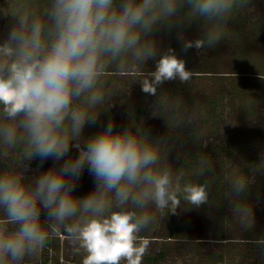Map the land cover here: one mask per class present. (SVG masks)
<instances>
[{
    "label": "clouds",
    "instance_id": "1",
    "mask_svg": "<svg viewBox=\"0 0 264 264\" xmlns=\"http://www.w3.org/2000/svg\"><path fill=\"white\" fill-rule=\"evenodd\" d=\"M250 2L46 0L41 11L14 8L0 42V156L20 149L23 171L0 170V264L38 255L49 229L78 243L82 264H142L149 241L139 233L152 221L149 204L174 213L178 194L195 207L207 202L205 185L181 188L177 179L173 187L159 148L139 129L117 131L109 120L91 136L83 132L99 122L103 78L113 65L128 72L158 56L151 79L141 82L148 95L165 81L186 82L192 73L185 62L171 48L160 53L156 35L175 31L184 50L211 47L221 38L216 25ZM195 22L207 27L205 38L185 41L183 30ZM73 149L78 155L70 157ZM50 159L52 167L26 180L32 161L43 167ZM85 171L94 187L80 197L75 190ZM233 188L243 192L245 180ZM129 204L135 210H126Z\"/></svg>",
    "mask_w": 264,
    "mask_h": 264
},
{
    "label": "rangeland",
    "instance_id": "2",
    "mask_svg": "<svg viewBox=\"0 0 264 264\" xmlns=\"http://www.w3.org/2000/svg\"><path fill=\"white\" fill-rule=\"evenodd\" d=\"M45 3L46 0H0V42L6 38L9 27L14 23L10 13L15 7L23 5L28 9L35 8L37 11H41ZM257 3L250 9H248V5L239 8L240 17L234 15L226 24L216 25L217 30L221 33V38L216 45L218 49L213 47L204 52L203 48L196 49L193 47L192 50L191 48L187 50L183 48L176 51L175 55L185 62L186 69L192 73L186 82H181L179 79L172 80L181 83L177 89L181 95L183 92L191 90L192 94H197L198 98L201 99L204 94H214V92L216 94L221 85L225 84L222 79L226 81L228 78L249 79L264 74V18L262 15L264 5L262 3L264 2L259 0ZM197 23H193L191 27H196L195 30L200 29L201 31L202 27ZM198 32L191 33V36L183 35V39L194 42L195 37L199 39ZM156 39L159 43L160 53L165 52L167 46H182V42L176 38L175 31L171 34L158 33ZM158 58L157 56L156 59ZM156 59L150 60L154 62L151 68L155 69ZM145 63L140 65L139 71H149L150 66ZM209 71L211 74L217 75L210 77ZM118 73L123 72H118L113 65L110 74L103 78L102 87L106 94V102L99 110V122L93 126H85L83 132L85 138L101 131L109 120L116 125L115 130L117 131L125 127L131 128L133 132H136L137 129L141 131L143 125L147 127L149 124L143 118L144 121L141 123L134 121L137 126L128 116H123L122 109H120L121 104L137 107L144 106L147 102L138 99L140 79L131 80L128 76H120L121 74L118 75ZM259 77L264 76L260 75ZM150 97L155 101V97ZM165 100L167 107L164 112H175L174 119L177 122L175 124L170 123L171 126H177L174 128L175 130L178 127L184 128L183 123L185 121H189L191 126L195 128L197 126L202 129L201 133L192 139V142L186 140L188 134L174 131V139L172 140L163 129L156 130L160 133L155 144L160 150V167L170 170L173 187H175L177 179L182 188L185 185V176L192 177L199 174L198 167L200 165H195L193 162L188 163L187 168L189 170L197 169L198 172L194 170L192 175L191 172L187 174L189 170L182 172L177 171L176 168L181 160L188 156L187 151L193 154L194 151L200 150V144H205L211 134L215 138L219 137L220 140H225L218 154L221 160L218 159L215 165L221 168L226 184L211 174L208 175L206 180L209 185L205 186L212 199H210L211 197L208 198L207 202L200 207H195L180 199L179 194L180 203L174 213L167 208L161 211L156 209L154 204H149L145 211L152 216V221L140 232L149 241L147 252L153 256L160 246L169 242V248L167 247L169 258L162 264H233L229 260L230 252L233 251L236 256V254L246 252L248 249L255 251V248L259 247L258 241L264 240V197L259 196L255 190L259 178L264 177V132L259 130L257 132L254 129L259 124V122L256 123V120L260 119L264 123V108L260 106L256 115L247 120H241V110L237 106L238 104L231 103L232 106L224 113V117L218 124H215L211 119L204 120L202 112L199 114L198 111L197 113L194 112L191 103L192 98L188 99V97L183 96L172 98L168 94ZM153 101L151 106H153ZM237 102L239 103V100ZM243 102L247 107L249 100L246 99ZM227 103L224 101V105ZM198 108L202 107L198 106ZM152 118L150 116L149 120ZM232 136H235L233 141H231ZM230 145H235L236 154L227 159L226 149ZM2 151L4 149L0 148V152ZM7 151L6 157L0 156V170L11 168L23 171L20 149ZM76 155L78 153L75 149L69 153L70 157ZM215 157L217 158V155ZM250 157L253 159L250 160ZM54 163L50 159L43 164V167H38L39 161H32L31 170L25 172L26 180L31 181L39 176L42 171L52 167ZM55 166L59 167V163H56ZM221 171L218 175H221ZM238 178H243L246 182L244 192L237 193L233 188V183ZM93 187V180L85 171L78 188L75 190V195L83 197ZM219 191L222 192L221 195ZM125 209L135 210L131 204L126 205ZM113 210L117 209L114 208ZM175 226L191 227L195 232H192L191 239H187L189 238L187 235L185 237L175 235V238L169 239L167 236L171 232L177 234V230H174ZM185 232L188 234L187 230ZM49 233V242L46 247L38 255L26 257L22 264H45L50 257L54 259L52 264H57L58 260L60 264H82L85 253L83 249H79L78 243L73 244L63 235L52 234L50 229ZM51 244L54 245L53 248L50 247ZM242 261L241 257L236 256V263L234 264H239ZM142 264H144L143 261Z\"/></svg>",
    "mask_w": 264,
    "mask_h": 264
},
{
    "label": "trees",
    "instance_id": "3",
    "mask_svg": "<svg viewBox=\"0 0 264 264\" xmlns=\"http://www.w3.org/2000/svg\"><path fill=\"white\" fill-rule=\"evenodd\" d=\"M264 2V0L262 1ZM264 4V3H262ZM253 6V3L250 5ZM237 15V17H240V11L239 9H237L233 16ZM240 15V16H239ZM262 15L264 18V5L262 7ZM236 17V16H235ZM234 17V18H235ZM238 19V18H235ZM199 26L202 27L201 31L198 33L200 39H204L205 38V33L207 31V28L205 29L206 26L202 25L201 23H197ZM220 25V24H217ZM190 29H192V31H195L194 28L196 27H189ZM188 30V27H185V31ZM184 32V30H183ZM219 42V41H218ZM217 42V43H218ZM214 44L213 46L209 47V46H205L203 47L204 52L209 51V49L216 47V49H218V46ZM171 48L174 50V53H176L177 50L179 49H183V46H167L166 51ZM194 72H201V71H194ZM209 76L212 77L211 75H217V74H211V72L209 71ZM260 75L264 76V74H259L256 77H251L249 79L247 78H236V79H227L224 80L222 79V82L225 84H222L219 91L215 94H204L203 96H201V99L198 98L197 94H192L191 90H188L186 92H183V95L180 94V92L177 90L178 86L181 85V83L177 82V81H171V82H164L163 84L159 85L157 87V91L156 94L153 95L155 97V100L158 103L159 106V110H160V121H159V127L155 128L154 130H152L151 128H148L146 126H142L143 128L140 131V134L142 135H146L148 138V141L150 143L156 144V138L157 136L160 135V133H158V130L163 129L164 131H166L167 135H169L170 139H174V131L176 133H181V134H188L189 136L186 137V140H188L189 142H192L193 138L195 139V136H197L198 134L201 133V128H198L196 125V128L194 126H191L189 121H185L183 124V127H178L176 130L174 129L177 126H171L170 123L175 124L177 121L176 119H174V115L175 112H169L166 113L165 108L167 107L166 104V96L169 94L171 95L172 98H179V96H183V97H188L192 98L191 103H192V107L194 112L198 114L199 112H202V118L205 119H211L212 122H214L215 124H218V122H220L221 118L224 117V113L227 111V109H229L232 105L231 103H234L235 105L239 106L240 110H241V116L240 119L241 120H247L251 117H253L254 115H256L258 108L261 106L264 108V77H259ZM215 77V76H213ZM217 77V76H216ZM243 77V76H242ZM228 82V83H227ZM248 99L249 103L247 105V107H245L244 104V100ZM237 100H239V103L237 102ZM224 101H226L227 105H224ZM198 106L202 107V108H198ZM196 107V108H195ZM245 107V109H244ZM123 116H128L129 119H131V121L133 120V122L135 121L136 123H141L143 122V117L146 116V108L143 105L137 106V107H127L126 109H124L123 111ZM219 118V121H218ZM134 122V123H135ZM135 123V124H136ZM137 125V124H136ZM138 126V125H137ZM180 128V129H179ZM255 131L258 132L259 128H254ZM157 130V131H156ZM199 130V131H198ZM196 131L197 134H196ZM156 136V137H155ZM235 138V136L231 137V141H233ZM169 139V138H168ZM250 140V139H248ZM252 141V140H250ZM227 142V141H226ZM229 143V142H227ZM222 148V145L217 146H211L208 151L204 150V147L202 144H200L199 149L197 151H194L193 154H190V151H187L188 156L186 157V159H182L181 162L179 163V165L177 166L176 170L177 171H188L189 169L187 168L188 163L193 162L195 165L198 164L200 165L198 168V170L201 172H199L198 175H193L192 177L190 176H185L184 177V181L185 184H202V185H206L208 186V182H207V177L208 175H212L214 178H216L218 176L219 171H221L220 167H218L217 165H215V162L218 161V159L221 160L220 157L217 156V158L215 157L217 153H220V149ZM212 151H214V153H212ZM227 153H226V157L227 159H229L230 157H232L233 155L236 154V147L235 145H230L229 148L226 149ZM214 156V157H213ZM226 160V159H225ZM194 165V167H195ZM190 167V166H189ZM197 169H193V170H189L187 172V174L192 175V172ZM222 172V171H221ZM205 173V174H204ZM224 178V174L223 172L221 173V178L220 180H223ZM207 188V187H206ZM220 189V188H219ZM208 198L212 199V196L210 195V192H208ZM221 191H219V194L221 195ZM219 196V195H218ZM179 198L183 199V195L179 194ZM207 207V206H205ZM43 216H42V220H43ZM176 227V226H175ZM174 230H177L176 233L177 234H172L173 232H171V234H167L169 239L175 238V235L178 236H182L185 237L186 235L189 236V238L187 239H191L190 237L193 236L192 232H195V230L191 227H176L174 228ZM188 231V234L185 231ZM140 237H143L144 234L140 233L139 234ZM179 239V238H178ZM197 239V238H194ZM167 242V241H165ZM253 243V242H250ZM169 242L164 244L163 246H160L156 252L155 255L151 256V254L147 253L145 254V256L143 257V263L145 264H162V262H164L165 260H167V258H169V255L167 253V247ZM258 248L254 249H248V251L243 252L241 254H236V256H239L243 259V261L239 264H264V245L262 244H258ZM51 248L54 247L53 244H51L50 246ZM241 252V251H240ZM230 262H232L233 264L236 263V256L235 254L232 252H230ZM180 255V254H179ZM248 260V262H247ZM54 261V259L52 257H50L48 259L47 262H45V264H52ZM75 262V261H73ZM166 263V262H165ZM57 264L59 263V260L57 262Z\"/></svg>",
    "mask_w": 264,
    "mask_h": 264
},
{
    "label": "flooded vegetation",
    "instance_id": "4",
    "mask_svg": "<svg viewBox=\"0 0 264 264\" xmlns=\"http://www.w3.org/2000/svg\"><path fill=\"white\" fill-rule=\"evenodd\" d=\"M257 1H259V0H253V1L251 0V2L248 4V9L256 6V4H258ZM261 1H263V0H261ZM252 3H253V6H250ZM198 23H200V22H198ZM198 31H200V29H198ZM198 31L197 30L192 31V29H190L188 27V30L185 31V29H184L183 35H190L191 36L192 35L191 33L195 34ZM198 37H199V35H198ZM195 38L197 40V37H195ZM199 39H200V37H199ZM191 50H192V48H191ZM144 63L139 64V65H136V66H133L132 69H131V71L123 72V73H118V75L121 74L120 76H125V77L128 76L131 80L132 79L133 80L134 79H138V78L140 79V83L138 84V89H139L138 91H140L139 94H138V99H140L142 102H144V101L147 102L145 104L146 106L144 105L145 108H146V116L143 117V118L146 120V122L148 121V123H149L147 125V127L148 128H151L152 130H154L155 128H158L159 127V121H160V118H161L159 106H158L157 101L156 100L153 101L152 97H150V96H153V95H150L149 96L148 94H145V93H143L141 91V82H142V80L144 78H146V77L149 78V79H151V77H150L149 74L152 71L155 70L154 68H151L154 65V62H151L150 60H148V62L145 63L146 65L150 66L149 71H139L140 65L142 66ZM118 72H120V71H118ZM152 101H153V103H152L153 106L150 105ZM120 107H121L120 109H122V112H123L124 109H126L128 106H126V105L123 106L121 104ZM124 107H126V108H124ZM118 111H119V108H118ZM150 116L153 117L152 120H149ZM144 119H143V121H144ZM258 122H259V124L256 125L257 128H259V131H263L264 132V123H262V121L260 119L259 120H256V123H258ZM209 140H210V142H209ZM209 140H207V142L205 144H203L204 150H206V151H208V149L211 146H217L218 147L219 145H222V143H224V141H225L224 139L220 140L219 137L215 138V136H213L212 134L210 135ZM212 153H214V151H212ZM218 154L219 153H217L216 155L218 156ZM234 156L235 155H233L232 157H234ZM252 159L253 158L250 157V160H252ZM216 178H218L220 180L221 175H218ZM221 181L226 184L225 180H220V182ZM255 190L257 191V193H258L259 196H263L264 197V177L259 178L258 183L255 185ZM147 253H149V252H147Z\"/></svg>",
    "mask_w": 264,
    "mask_h": 264
}]
</instances>
